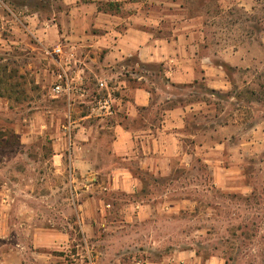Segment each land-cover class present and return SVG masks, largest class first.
Listing matches in <instances>:
<instances>
[{
  "label": "rangeland",
  "instance_id": "obj_1",
  "mask_svg": "<svg viewBox=\"0 0 264 264\" xmlns=\"http://www.w3.org/2000/svg\"><path fill=\"white\" fill-rule=\"evenodd\" d=\"M177 2L201 15L200 52L220 66L215 87L199 73L182 90L181 101L195 107L186 133L198 136L185 138L193 158L186 167L175 163L171 177L145 179L144 196L171 209L161 206L148 223L86 237L75 207L83 195H75L70 163L52 160V123L67 121L68 101L86 105V90L69 100L52 91L59 70L48 52L54 44L32 32L58 23L69 5L0 0V264H143L146 255L157 259L182 249H193L201 264H264V0ZM36 12L31 23L22 18ZM60 45L64 55H75ZM43 121L49 126L42 130ZM111 196L117 203L132 198ZM42 228L67 235L53 250L57 258L34 246Z\"/></svg>",
  "mask_w": 264,
  "mask_h": 264
},
{
  "label": "crops",
  "instance_id": "obj_2",
  "mask_svg": "<svg viewBox=\"0 0 264 264\" xmlns=\"http://www.w3.org/2000/svg\"><path fill=\"white\" fill-rule=\"evenodd\" d=\"M64 1L69 9L58 23L49 29L32 27L36 36H50L54 45L74 51L79 62L75 72L81 73L86 90V105L68 101L67 121L52 123V160L70 163L75 195H83L75 207L86 237L96 230L148 223L161 206L172 207L144 196L145 179L171 177L175 163L186 167L193 158L185 138L198 136L186 133V117L195 107L181 101L187 94L182 90L192 88L199 73L211 87L220 83V66L200 52L205 32L201 15L191 14L177 0ZM36 14L22 18L31 23ZM105 99L110 113L98 106ZM48 126L41 124L42 130ZM195 146L203 144L196 140ZM117 193L132 198L117 203L111 196ZM115 211L118 215L112 217ZM66 237L56 228H42L33 244L54 259L53 250ZM141 259L143 264H201L193 249Z\"/></svg>",
  "mask_w": 264,
  "mask_h": 264
},
{
  "label": "built area",
  "instance_id": "obj_3",
  "mask_svg": "<svg viewBox=\"0 0 264 264\" xmlns=\"http://www.w3.org/2000/svg\"><path fill=\"white\" fill-rule=\"evenodd\" d=\"M48 52L52 55L53 64L59 68L55 72L52 91L56 95L63 94L68 100L74 95L85 96L82 75L79 72H75V70L79 69V62L75 55L72 53L64 55L63 48L60 44L54 45ZM99 85L102 86L103 83ZM98 106L105 109L108 113L111 112V105L106 99L100 100Z\"/></svg>",
  "mask_w": 264,
  "mask_h": 264
},
{
  "label": "trees",
  "instance_id": "obj_4",
  "mask_svg": "<svg viewBox=\"0 0 264 264\" xmlns=\"http://www.w3.org/2000/svg\"><path fill=\"white\" fill-rule=\"evenodd\" d=\"M210 91H211V92H216V90H215V89H213V88H212V89H210Z\"/></svg>",
  "mask_w": 264,
  "mask_h": 264
}]
</instances>
